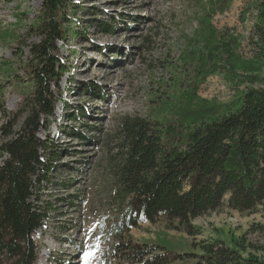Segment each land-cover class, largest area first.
Returning <instances> with one entry per match:
<instances>
[{
  "label": "trees",
  "instance_id": "obj_1",
  "mask_svg": "<svg viewBox=\"0 0 264 264\" xmlns=\"http://www.w3.org/2000/svg\"><path fill=\"white\" fill-rule=\"evenodd\" d=\"M75 1L44 0L30 29L39 41L30 44L28 59L0 68L4 79L19 74V67L29 84L28 92L21 91L19 112L27 116L19 130H13L17 113L5 109L3 98L0 102L5 116L14 115L11 129L3 127L7 140L0 146V257L12 256L13 264H35L39 246L32 236L49 218L35 189L47 166L46 129L58 123L57 105L67 100L60 83L72 68L62 49L69 34L79 35L66 25L79 22ZM207 1L201 30L191 43L200 46L182 57L186 68L181 72V64L174 67L163 94L150 98L148 114L136 112L120 120V152L112 167L116 196L126 206L115 228L120 235L141 218L151 223L165 218L174 229L195 237L202 232L192 223L198 217L222 208L254 212L264 205V0L250 2L244 11V19L250 11L258 18V42L250 57L241 52V36L233 28L218 29L212 23L234 0ZM11 37L4 32L0 39ZM215 75L244 89L227 103L203 98L201 86ZM92 89L103 96L100 87L86 91ZM256 231L263 232L264 225L250 230ZM199 245L200 252L179 254L159 243L127 239L115 252L124 264H174L180 259V264H264V243H247L245 236L232 244L216 237Z\"/></svg>",
  "mask_w": 264,
  "mask_h": 264
},
{
  "label": "rangeland",
  "instance_id": "obj_2",
  "mask_svg": "<svg viewBox=\"0 0 264 264\" xmlns=\"http://www.w3.org/2000/svg\"><path fill=\"white\" fill-rule=\"evenodd\" d=\"M252 1L234 0L229 10L217 14L212 22L218 29L233 28L241 36V52L247 57L254 54L258 42L256 11L244 19L245 8ZM43 2L0 0V36L4 32L14 36L0 39V68L5 62L28 59L30 44L39 41L30 29ZM75 2L79 22L66 21V25L73 26L79 35L69 34L62 49L72 68L60 83L67 100L57 105L58 123L46 129L50 136L45 151L47 166L35 189L41 209L49 216L32 236L39 246L35 264H124L115 251L117 244L127 239L139 244L159 243L179 254L200 252L203 240L216 237L230 244L244 236L247 243H264V231L250 232L253 226L264 225V205L254 212L222 208L198 217L192 223L202 232L195 237L174 229L165 218L155 223L141 218L136 227L122 235L115 230L126 211L116 196L112 172L120 152V120L136 112L148 114L150 98L163 94L174 67L181 64V72L186 68L182 57L189 48L200 46L191 43L201 30L208 1ZM16 70L20 73L11 78L0 76V102L3 98L5 109L17 113L14 131L27 116L19 112L21 91H29L23 70ZM88 87H100L103 96L94 89L86 91ZM239 90L215 75L201 86L199 95L227 103ZM7 115L0 111V146L7 140L3 127L10 130L14 123V115ZM55 153L58 157L53 159ZM14 261L10 255L0 257V264Z\"/></svg>",
  "mask_w": 264,
  "mask_h": 264
},
{
  "label": "bare ground",
  "instance_id": "obj_3",
  "mask_svg": "<svg viewBox=\"0 0 264 264\" xmlns=\"http://www.w3.org/2000/svg\"><path fill=\"white\" fill-rule=\"evenodd\" d=\"M3 8V6L2 5H0V10Z\"/></svg>",
  "mask_w": 264,
  "mask_h": 264
}]
</instances>
